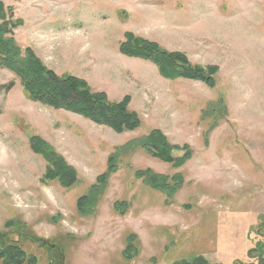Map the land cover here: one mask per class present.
Returning a JSON list of instances; mask_svg holds the SVG:
<instances>
[{"label":"rangeland","instance_id":"obj_1","mask_svg":"<svg viewBox=\"0 0 264 264\" xmlns=\"http://www.w3.org/2000/svg\"><path fill=\"white\" fill-rule=\"evenodd\" d=\"M0 2L21 22L12 31L19 47L111 102L130 97L128 110L141 120L138 130L115 134L30 102L0 68L1 243L18 241L35 264H175L198 257L259 264L261 253L264 261V0ZM125 32L194 65L217 66L215 88L164 80L153 65L120 55ZM219 97L225 106L215 103ZM153 129L170 145L189 147L176 154L188 157L181 165L140 147ZM29 135L75 171L72 189L40 183L45 163L30 151ZM114 152L116 170L101 186L97 178ZM154 184L174 194L167 198ZM83 195L94 215L78 214ZM117 201L128 204L124 216L112 210ZM10 222L24 224L42 243L20 240ZM129 234L137 237L134 258L125 255Z\"/></svg>","mask_w":264,"mask_h":264},{"label":"trees","instance_id":"obj_2","mask_svg":"<svg viewBox=\"0 0 264 264\" xmlns=\"http://www.w3.org/2000/svg\"><path fill=\"white\" fill-rule=\"evenodd\" d=\"M20 25L21 22L13 21L10 13L0 2V68L7 70L16 77L27 100L43 107L63 110L80 116L97 126L110 129L115 134L134 132L140 128V118L136 113L128 110L130 97L125 96L118 102H111L104 93L92 92L81 79L69 74L56 75L41 63L30 48L22 49L19 47L13 39L12 31ZM118 52L126 58L153 65L158 75L164 80H190L200 82L210 89L215 88L216 75L219 69L217 66L202 67L194 65L189 62L184 54L166 51L158 44L143 40L133 33L125 32L123 34V41L118 45ZM215 103L219 107L225 106L222 97H219ZM27 137L32 154L39 156L45 163L40 183L56 182L62 189H72L78 181L75 171L40 137L34 135ZM139 145L159 161L170 163L174 167L181 165L188 158L186 155L176 156L178 152L189 150L188 146H185L183 150L170 145L167 138L158 129L151 130L140 141ZM116 154L117 152H114L108 157L106 172L97 178V182L101 186H104L108 176L116 170ZM144 175L150 176L149 172L145 174L143 172L138 173V176ZM150 177L153 180L158 179V182L167 180L165 177H161V179L155 176ZM173 178L175 176L171 179ZM167 186V184L164 187L157 185L155 188L159 192L167 193V198H171L174 190H167ZM91 187H94V185ZM88 195H83L76 201V209L80 216L94 215L95 213L94 209L91 208L88 211V208H86V204H90ZM91 205L93 207L94 198ZM112 210L124 216L128 210V204L124 201H117L113 204ZM7 227L20 230L22 232V236L18 234L20 240L38 243L39 245L40 242L42 243L20 222H10ZM125 242L127 247L126 257H136L139 254V251L135 248L138 247L137 237L129 234ZM41 246L44 248V245ZM262 254L256 256L259 264L264 262ZM0 260L2 264H35L36 262L34 257L25 254L18 241H13L10 244L0 242ZM175 264L210 263L202 257H198L192 262L182 261Z\"/></svg>","mask_w":264,"mask_h":264}]
</instances>
